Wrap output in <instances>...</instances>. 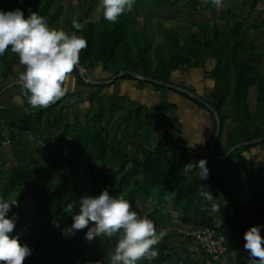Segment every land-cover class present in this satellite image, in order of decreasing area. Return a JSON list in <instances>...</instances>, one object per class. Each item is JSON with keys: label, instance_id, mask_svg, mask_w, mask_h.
<instances>
[{"label": "trees", "instance_id": "16d2710c", "mask_svg": "<svg viewBox=\"0 0 264 264\" xmlns=\"http://www.w3.org/2000/svg\"><path fill=\"white\" fill-rule=\"evenodd\" d=\"M166 1L164 5L170 6L172 2ZM201 1L186 0L183 7L197 11ZM98 2L80 0V14L76 20L84 23V29L76 30L71 24L73 31L87 40L77 65L93 72L99 63L102 71L114 69L113 75L128 71L141 78L122 73L118 79L134 80L139 89L148 84L155 90L166 87L151 80L175 85L172 74L179 68L202 69L213 86L206 99L199 97L217 112L220 134L213 149L209 143L205 152L188 145L180 147L173 143L170 132L162 129L163 121L158 117L159 110H168L171 104L148 107L127 95L114 94L105 101L101 91L110 84L81 80L77 66L70 74L76 84L92 89L85 97L71 101L72 93L68 91L47 108L35 109L24 98L26 111L19 120L8 125L10 153L7 155L3 154L4 140L0 134V196L18 201L7 214L15 219L10 236H18L32 249L23 264H110V253L118 235L88 240L87 228L75 232L67 229L73 222V214L79 210L80 197L98 195L113 186L118 196L123 195L138 214L152 219L157 230H167L176 219L184 226L206 227L229 236L228 253L244 247V233L253 223L251 220L238 222L235 215L253 213L232 201L235 193L231 189L234 187L236 193L248 194L264 205V159L246 161L240 156L242 151L252 147L264 149V140L235 147L224 158L216 156L225 155L239 143L230 144L221 152L220 138L226 120L238 128L246 140L264 137V54L255 50L253 40L254 35L264 37V0H242L251 19L249 25L239 20L237 11L231 6L221 15L226 19L224 25L207 21L187 23L164 32L165 41L155 45L142 35L143 24L139 15L132 11L121 15L116 22L104 18L90 20ZM155 6L157 3L152 4ZM17 7L24 10L25 16L29 15V7L38 11L52 26L59 22L64 2L0 0L2 10ZM151 52L156 63H153ZM206 58L213 60L210 70L205 69ZM18 63V55L10 49L0 56L2 83L15 79L14 66ZM180 87L196 95L194 90ZM250 88L255 90L252 110L248 104ZM175 92L209 112L211 141L216 127L215 116L196 98ZM82 102L88 104L81 116L79 105ZM27 135L33 140L31 144L25 141ZM64 142L70 150L67 155L60 146ZM42 158L49 166L41 161ZM201 158L207 159L210 170L205 180L199 178L197 169L184 170L187 163L195 164ZM108 168L116 171L115 185ZM202 189L207 196L202 195ZM165 195L171 196L172 209L168 212L160 208L165 203ZM150 197L156 202L147 209L143 203ZM69 204L73 205L71 209ZM229 204L232 214L228 213ZM43 218L51 221L49 233L33 238L30 225L40 223ZM261 234L264 236V231ZM170 241L171 237L166 234L154 246L158 256L150 261L143 259L138 264H163L178 257L174 248L168 246ZM241 259L254 260L246 250ZM206 261L214 259L202 249L200 256L193 249L185 256V264H205Z\"/></svg>", "mask_w": 264, "mask_h": 264}, {"label": "clouds", "instance_id": "9594fccd", "mask_svg": "<svg viewBox=\"0 0 264 264\" xmlns=\"http://www.w3.org/2000/svg\"><path fill=\"white\" fill-rule=\"evenodd\" d=\"M134 4L135 0H100L103 18L109 22H116L121 15L131 11ZM28 11L29 15L25 16L21 8L0 9V56L9 49L18 55L24 66L19 75L28 94V104L33 109L47 108L69 91V74L79 63L80 52L87 47V40L76 31L52 27L44 16L30 7ZM72 24L76 30L84 29V23L79 20H73ZM202 142H195L193 148ZM192 169L198 170L201 180L210 174L206 158L184 166L185 171ZM201 193L207 196L203 189ZM16 204L17 199L0 196V264H23L32 251L18 236H10L15 219L7 214ZM72 207L69 204V208ZM262 227L264 225L253 224L244 233V249L254 258L255 264H264ZM85 228L88 240L118 235L110 253V264H138L145 258L154 259L159 254L154 246L167 234L164 228L157 230L148 216L138 214L123 195L110 194L107 189L98 195L80 197L79 210L73 214V222L67 231Z\"/></svg>", "mask_w": 264, "mask_h": 264}, {"label": "rangeland", "instance_id": "374dc122", "mask_svg": "<svg viewBox=\"0 0 264 264\" xmlns=\"http://www.w3.org/2000/svg\"><path fill=\"white\" fill-rule=\"evenodd\" d=\"M62 1L64 2L63 14L60 17L59 22L55 25H52V27L62 28L68 32H72L73 29L71 27V24L73 20H76L80 14V8H79L80 0H62ZM163 1L167 2L166 0H135L134 7L131 10L133 13H137L139 15V21L141 22V24H143L144 34L140 33V35L142 34L153 45L157 43H162L165 41L164 32H171L174 28L183 27L185 24L193 23L194 21H207L211 24L217 23L219 25H224L226 22V19L221 17V15H224V13L231 6H233L235 10L237 11L239 15V20L241 22H243L246 25H249L250 20H251L247 16L246 7L242 5V0H219V2H217L216 0H202L199 6V9L197 11H190L186 7H183V3L186 0H168V2L169 1L172 2L170 6H165L164 5L165 3H163ZM154 3H157V6L152 7V4ZM99 19H103L102 9L100 7V0L98 4L96 5L94 11L90 15V20L95 21ZM136 29L137 31H140L138 27H136ZM253 40H254L255 50L263 52L264 54V37L259 36V35H254ZM164 44L165 43H163V45ZM151 55H152L153 63H156V58L154 57L152 52H151ZM123 59H125V57ZM117 62L119 61L117 60ZM19 66L21 70L24 69V66L20 64V62H19ZM205 67H206L205 68L206 70H210L213 67V60L206 58ZM88 73L97 81L108 80L114 76L113 75L114 69L111 70L110 72L102 71V67L98 63L94 66L93 72H88ZM262 73H264V55H263ZM78 76L81 80L88 82V78L86 77L84 72L79 70ZM172 77H173L172 79L174 83L177 86L182 85L188 89H192L196 92V94L202 96L205 99L208 97V92H210L213 86L212 80L209 77L205 76L201 69L179 68L178 70L174 72ZM15 82L17 86L20 87V84H21L20 77L16 78ZM67 83H68L69 91L75 92V95L73 94L74 97H78V98L85 97V95L88 92L92 91V89L88 86H79L78 84H76V81L71 74H69ZM147 86H148V90L150 89L151 92L155 93V89L152 86L148 84ZM138 89L139 88L135 81L121 80V79H118L117 77L113 82H110V85L102 89L101 95H102V98L105 101H107L108 97L112 94L128 95L132 92H139L140 89L139 91H137ZM148 90L147 92H150ZM171 94H174V93H170L169 95ZM254 96H255V90L254 88H250L248 91V104L251 110L253 109ZM159 98L162 99L163 102L167 101V95L165 94L163 97H161L160 95ZM145 100L147 102H151L152 98L147 97L145 98ZM86 106H87V102H84L82 104V108L84 109L86 108ZM20 109L22 111V114L26 111L24 108H20ZM162 109L164 110V108ZM169 113L170 111L167 110L165 114L167 115L168 118H171V116L172 118H176L178 116H181V113L183 112L181 109L180 110L178 109V110H175L174 112L171 111L170 114ZM13 119H17V118H13ZM3 121L8 122L10 120L4 119ZM26 137L31 138L29 137V135H27ZM243 141H246V136L242 134L238 128L232 126L229 120H226L224 123V128L221 134V138H220L221 152L226 146L236 143V142H243ZM60 146L65 147L64 149L67 148L65 153L63 152L64 154L67 155L70 153V150L68 149V147L65 146V142L62 143ZM52 147L55 148V145L53 144ZM240 156L246 161H258L260 159H264V149H260L259 147H252L248 151H242L240 153ZM43 162L46 166H49L48 162L44 160ZM107 170L110 175H113L112 182L115 185L118 180V179H114L115 174H116L115 169L108 168ZM117 174L120 177V174L119 173ZM231 190L232 192L235 193L234 200L232 201H234V203L238 207L248 209L249 211L253 213V214H247V213L239 212L238 214L235 215V219L238 222L239 221L242 222L247 219H250V220L253 219L255 221L254 224L264 225L263 202L253 199L250 195H247V194L239 195L238 193L235 192L234 187ZM108 191L110 192V194L118 196V194L115 192V186L110 188ZM151 205H150V202H148L146 205H144V207L149 209L151 208ZM163 208L165 210H171L172 209L171 200L168 203V205ZM228 213L232 214L231 204H229ZM50 223L51 221L48 218H43L40 223L30 225L31 231L33 233V238H35L37 235L42 236V235H46L47 233H49ZM171 226L168 227L169 230L168 229L166 230V233L171 237V241L168 243V246L170 248H174L175 253L178 257L175 256L173 257L172 261H167L163 264H185V256L191 249L196 250V253L200 256V251H201L200 246L192 239L188 240L184 236L183 230L185 229V226H181L177 222L174 226L172 227ZM263 231H264V227L261 228V232ZM232 256L229 255V260L232 258L235 261L237 255L233 254ZM175 258L177 259V262H175L176 261ZM200 260H202V258H200ZM244 261L245 260H243V262ZM248 264H255V262L253 260H250Z\"/></svg>", "mask_w": 264, "mask_h": 264}, {"label": "crops", "instance_id": "0c3cea01", "mask_svg": "<svg viewBox=\"0 0 264 264\" xmlns=\"http://www.w3.org/2000/svg\"><path fill=\"white\" fill-rule=\"evenodd\" d=\"M19 67H20L19 63L14 66V70L16 69L14 71L15 72L14 74L16 75L15 79L20 77L19 74L22 71H24V69L21 70ZM182 68H184V67H182ZM2 73H3V68L0 66V134L3 136V140H4V145H3V149H2L3 154L7 155L10 153L9 140H8L9 139V127H8V125L12 122H16L17 120H19V118L22 116V111L20 108H24L26 110L27 106L25 104V99L19 90L20 87L17 86L15 79L10 78L5 83L4 82L2 83V79H3ZM172 81H173V79H172ZM108 84H110V83H108ZM147 90H148V86L146 85L142 89H140V91L138 89L137 91H139V92H132V93L128 94L127 96L130 99H132L136 102H140V103H142L148 107H156L157 105L159 106L160 103L171 104V106L168 109V111H170V113H171V111L174 112L175 110L181 109L183 113H181V116H178L176 118H172V116H171V118H168L167 115H165L166 111H167L165 109H164L165 111L163 109L159 110L158 117L163 121L162 129H166L170 132V134L173 136V140H174L173 143L174 144H176L180 147L185 146V145L193 147V144L195 142H197V141L202 142L203 141L202 143H197L194 148L199 152L206 151L208 148V144L211 142L210 136H211V130H212V123H211V117H210L209 112L206 111L205 109L199 108L198 106H196L194 103H192L191 101H189L185 97L176 93L175 91H177V90L174 91V89H171V88H163V89L155 90V93L151 92L150 89L148 90L150 92H147ZM70 93H72V96H71V99H72L75 95V92H70ZM170 93H174V94H171L172 95L171 96V95H169ZM182 93H184V92H182ZM164 94L167 95V101L166 102H163V100L159 98L160 95H161V97H163ZM120 95H124V94H120ZM189 96H191V95H189ZM195 96L199 97L200 95L196 94ZM147 97H149V98L151 97L152 101L147 102L145 100V98H147ZM191 97H194V96H191ZM77 98L78 97H74L72 99V101L74 99H77ZM83 103L84 102H82L79 105L80 110H81V116H82V110L85 109V108L84 109L82 108ZM161 110H163V111H161ZM18 116H20V117H18ZM164 117H165V119H164ZM13 118H17V119H13ZM4 119H9L10 121L4 122L3 121ZM25 141L28 142L29 144H31L33 142V140L31 138H27V137L25 138ZM64 148L65 147L62 146V151L65 153L67 148L66 149H64ZM204 148H206V149H204ZM43 160H44V158L41 159V161H43ZM241 194H245V193H241ZM241 194H239V195H241ZM170 200H171V196L165 195V203L161 204L160 208H162V210L167 211V212L170 211V210H165L163 208V207L168 205ZM148 202H150V205H151V204L155 203L156 201H155L154 197H150L149 199H147L143 203V206L146 205ZM152 206L153 205H151V208H152ZM170 206H171V204H170ZM151 208H149V209H151ZM247 220H250V219H247ZM244 221H246V220H244ZM251 221H253L252 222L253 224L255 223V221L253 219H251ZM172 222H174V223H172ZM172 222H171L172 224H170V226L171 225L174 226L176 224V222L178 224H180L181 226H184L181 224V222H179L176 219H174ZM243 253H245L244 247L239 246L235 250H233L232 252L229 253L230 256H232L233 254L237 255L235 261L232 258L229 260V255H228V257L226 259H214L213 262L206 261L205 264H248L250 260H247V262H245V261L243 262V260H241V255Z\"/></svg>", "mask_w": 264, "mask_h": 264}, {"label": "built area", "instance_id": "2783aa9c", "mask_svg": "<svg viewBox=\"0 0 264 264\" xmlns=\"http://www.w3.org/2000/svg\"><path fill=\"white\" fill-rule=\"evenodd\" d=\"M186 238L195 241L202 251L213 259H226L229 255L230 237L222 233H214L209 228L186 226L183 230Z\"/></svg>", "mask_w": 264, "mask_h": 264}, {"label": "water", "instance_id": "95a60500", "mask_svg": "<svg viewBox=\"0 0 264 264\" xmlns=\"http://www.w3.org/2000/svg\"><path fill=\"white\" fill-rule=\"evenodd\" d=\"M77 68L84 72V74L86 75V77L88 78V82L92 83V84H108L110 82H113L117 77H119L122 73H127V74H130L132 76H135L136 78H141L139 75H134L133 73L131 72H119L117 74H115L112 78L108 79V80H100V81H97L95 80L88 72L87 70L82 67V66H79V65H76ZM20 92L22 94V96L27 99V94L25 93V90L23 88V82L20 78ZM151 82L155 83V84H159L161 86H165L166 88H171V89H174V90H177V91H180V92H184L186 94H189L191 96H194L198 101H200L210 112H212V114L215 116V119H216V127H215V131H214V134H213V137L211 139V142H210V149H213V146L215 145L218 137H219V134H220V129H221V123H220V119L218 117V114L217 112L215 111V109L210 105L208 104L205 100L199 98L198 96H195L193 93H190L187 89H184L182 87H179V86H176V85H173V84H164L163 82H158L156 80H151ZM261 140H264V137L262 138H259V139H253V140H246V141H243V142H239L237 143L235 146H232L225 155H219V156H216L217 159H221V158H224L225 156L229 155L234 149L235 147H241V146H246V145H253V144H256L258 142H260Z\"/></svg>", "mask_w": 264, "mask_h": 264}]
</instances>
